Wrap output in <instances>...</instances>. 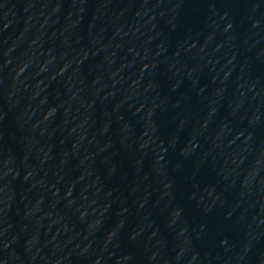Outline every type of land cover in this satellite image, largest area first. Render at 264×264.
I'll return each mask as SVG.
<instances>
[{"label": "water", "instance_id": "obj_1", "mask_svg": "<svg viewBox=\"0 0 264 264\" xmlns=\"http://www.w3.org/2000/svg\"><path fill=\"white\" fill-rule=\"evenodd\" d=\"M0 264H264V0H0Z\"/></svg>", "mask_w": 264, "mask_h": 264}]
</instances>
